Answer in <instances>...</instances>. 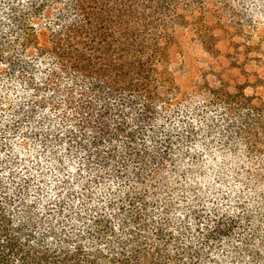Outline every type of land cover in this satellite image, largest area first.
<instances>
[{
  "label": "trees",
  "instance_id": "1",
  "mask_svg": "<svg viewBox=\"0 0 264 264\" xmlns=\"http://www.w3.org/2000/svg\"><path fill=\"white\" fill-rule=\"evenodd\" d=\"M180 28L210 56L192 92L232 116L227 144L260 151L264 0H0V264H264L262 219L210 208L202 181L169 192L191 133Z\"/></svg>",
  "mask_w": 264,
  "mask_h": 264
},
{
  "label": "rangeland",
  "instance_id": "2",
  "mask_svg": "<svg viewBox=\"0 0 264 264\" xmlns=\"http://www.w3.org/2000/svg\"><path fill=\"white\" fill-rule=\"evenodd\" d=\"M244 6H249V1ZM231 18L230 14L226 16L228 23H231ZM230 32L226 37V44L221 43L222 47L220 46L222 52L229 55L225 57L228 59L238 56L230 41L236 44L244 42L242 34L237 36V31L233 29ZM178 37L180 40L174 47L176 53L172 66L176 71V79L183 88L179 98L190 109L184 112V117L181 116L180 124H190L191 133L185 138V145L182 148L177 147L176 156L173 157L170 151V157L166 160L169 162L165 176L169 182V192L179 201L196 193L192 188L180 185V182L187 184L191 181H202L204 192L207 186H213L209 194L201 195L210 208L248 209L254 219H262L264 224V145L260 151L251 154L243 146L235 150L232 144H227L221 126L224 121L231 120L232 116L217 105L204 107L206 103L202 101L201 90L196 88L197 93L192 92L194 84L203 81L210 56L202 48L201 41L194 36L191 28H180ZM188 96L192 98L187 100ZM178 117L170 119L176 123ZM209 118L215 121L201 123ZM172 141L174 143L169 144L174 148L178 145L176 135L172 137ZM226 181L229 183L226 184ZM242 213L243 211L237 212L239 218H242ZM246 222L249 223L244 217L243 224H247ZM229 243L227 240H217L216 246L228 248Z\"/></svg>",
  "mask_w": 264,
  "mask_h": 264
}]
</instances>
